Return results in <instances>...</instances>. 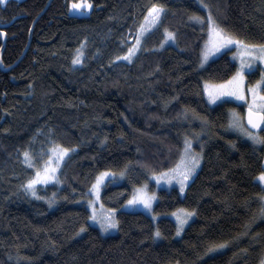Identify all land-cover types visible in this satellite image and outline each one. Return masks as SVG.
<instances>
[{
	"label": "trees",
	"instance_id": "16d2710c",
	"mask_svg": "<svg viewBox=\"0 0 264 264\" xmlns=\"http://www.w3.org/2000/svg\"><path fill=\"white\" fill-rule=\"evenodd\" d=\"M48 1L0 3V264H260L264 147L229 126L232 109L245 126L244 105L207 103L203 83L227 80L236 64L225 52L200 65L207 23L190 17L210 11L233 38L261 45L264 0H90L80 17L69 13L74 0ZM153 4L161 17L133 47ZM165 30L174 44L162 46ZM185 140L202 164L183 196L159 188L154 204L158 214L195 210L176 237L170 218L119 207L135 187L153 188L150 176L178 162ZM54 145L71 152L57 181L32 195L24 185ZM102 171L121 178L101 194L118 221L108 235L79 202Z\"/></svg>",
	"mask_w": 264,
	"mask_h": 264
},
{
	"label": "rangeland",
	"instance_id": "374dc122",
	"mask_svg": "<svg viewBox=\"0 0 264 264\" xmlns=\"http://www.w3.org/2000/svg\"><path fill=\"white\" fill-rule=\"evenodd\" d=\"M147 15H149L148 9L144 15V18L141 20L140 24L138 25V30H136V32L133 33L131 37H129V40L131 41L130 43H132V46H136L137 44L141 43L143 37L152 28H154L159 21L158 20L155 24H152L150 19L147 21L145 20V16H147ZM141 25H143L144 27L141 28ZM206 32H207V37H206V39L203 42L202 47H201L200 65L201 66L206 65L210 60L216 58L217 56H219L225 52L228 53L231 60H233L236 64L235 72L227 80L220 81V82H204L203 83V90H204V95H205L207 103L209 105H215V104L220 103L223 100H231L237 104H242L247 108H249V106L251 105L254 112H257V113L261 112L262 111L261 105H264V84L258 86L257 82L264 80V60L259 58L260 53H257L253 58H251V61H250L251 66L245 68L244 73H243L244 80H243L242 84L240 85V88L238 90V95H229L228 93L233 90V86L227 85L226 82L231 80L232 77L234 75H236L237 70L240 68L241 60L244 59L247 61L249 58L246 55H242V53H244L245 50L240 45H237L235 42H233L232 44H228L225 47L220 48L219 50L212 49V37L210 36L209 30H208V25L206 28ZM138 37H139V41L137 39ZM165 37H166V31H165ZM233 39H234V41L236 40V38H233ZM240 41H242V40H240ZM165 42H167V43H165ZM165 42L162 43V46H164L165 44H174V39H172V38L166 39L165 38ZM245 44L253 45V44H249V43H245ZM205 52H208V56L206 58L204 55ZM127 54H128V52L126 54L122 55L123 58H125ZM221 85H224V87L223 88L219 87ZM253 88L256 89L255 97H254L253 92H252ZM209 90H212L217 94L218 98L215 99V101H213V99H211L209 97ZM221 92H223L224 94L220 95ZM239 95H242L244 98L243 99L238 98ZM234 117L239 118L240 116L238 115V113L235 109H232L231 112L229 113V126L231 127L232 130L240 133L242 136H245L238 129L231 126V121ZM249 131H251V130H249ZM252 132L257 133L260 136H264V131H252ZM245 137L249 141L254 143L249 137H247V136H245ZM190 143H191V153L192 154H198L200 156V163L197 166L196 171L189 178V180L187 182H185L183 192L180 191L181 186L179 183V173L183 170L184 163H187V160H185L182 163L181 157H180L178 162L173 167H170L169 169L162 171L160 173L152 174L150 176L149 182L151 184H153V188L149 187V185L147 184L148 182L143 183L142 185L135 187L133 189V191L131 192L130 196L122 202L119 209L123 210V211H141V212L149 215L154 221H156L160 216L164 215V216H166V217H168L174 221V223L176 225L175 236L179 237L182 234L185 227L195 218V212L192 216L187 218V222L183 225L182 230L178 232L177 231V228H178L177 217L178 216L183 217L184 216V210H188L189 212H191L192 210H189L185 207L180 206V207H178V208H176V209H174L168 213L158 214L154 211V204L157 200V189H159V188H164V189L176 188L178 190L180 196H183L188 183L192 180V178L198 172V170L202 164V152H201V150L196 149L193 146V143L191 141H190ZM255 144H257V143H255ZM262 145L264 147V144H262ZM54 146L56 147V145H54ZM53 148L54 147H51L49 149V152L47 154H45L44 157L42 156L39 159L38 166H35L33 168L34 172H33L32 178L35 176L37 170H40L41 172H43V169H44V166L46 163L52 164L53 166H56L57 163L59 164V166L57 167V170H56V174H55L57 177L58 171H59L62 163L64 162V160L68 156V154L71 152V150L65 155V157L62 161L58 162L56 159V156L53 153ZM182 155H186V153H185V142H184V149H183L181 156ZM49 157H52V159L49 160ZM263 164H264V160H263ZM102 172H108L109 175L104 177L102 182L98 186V195H97V192L93 190L92 186H93V184L96 183L97 177L99 176V174L101 172L97 175L95 181L93 182L91 187L86 191L85 195L81 198V200L79 202L87 208V210L89 212V222L92 225L98 227L102 234L108 235V234L116 233L117 227L114 229H109L107 232H105V231L101 230L99 221L101 219H106L108 217H112L116 220V210L109 208L108 206H106L102 202L101 194H102L103 187L105 186V184L107 182H110L112 184H118L121 182V178L112 171H102ZM162 174H163V178H162ZM172 175L176 176V179H173V180H171V182H169V179L167 177L172 176ZM259 177H260V175L257 176L256 180L264 188V181H261ZM56 181H57V179H50L46 183L41 181L35 185V189L37 186H40V185L43 186L46 184L55 183ZM140 190L146 192L150 196H154V199H152V201H151V209L145 208L142 204L128 205V201L131 200L134 195H138ZM29 192L32 194L31 191H29ZM263 198H264V194H263ZM89 201H94V206L90 205ZM263 201H264V199H263ZM93 215L97 216V220L93 221L91 219V216H93ZM260 264H264V259Z\"/></svg>",
	"mask_w": 264,
	"mask_h": 264
},
{
	"label": "snow or ice",
	"instance_id": "6c2138e0",
	"mask_svg": "<svg viewBox=\"0 0 264 264\" xmlns=\"http://www.w3.org/2000/svg\"><path fill=\"white\" fill-rule=\"evenodd\" d=\"M0 3H6V0H0ZM93 5L91 4L90 0H80V2H72L70 5V11L71 10H82L85 8L90 9ZM205 7H208L207 5H205ZM163 11V6L162 5H157V4H153L150 8H148V14L147 16H145V20H151L152 24H155L159 18L161 17ZM190 19L195 20L197 22H200L202 25L204 23H207L208 25V30L210 33V36L212 37V49L214 50H219L220 48L225 47L228 44H232L233 42H235L237 45H240L245 51L244 53H242V55H246L249 59L246 61L244 59L241 60V64H240V68L237 70L236 75H234L232 77L231 80L227 81L226 84L233 86V90L230 91L228 94L229 95H238V90L240 88V85L242 84L243 80H244V70L246 67H250L251 66V58H253L257 53H260L259 58L264 60V44L261 45H248L245 44L243 41H240L238 39H236L234 41L233 37L227 33V30L225 28H223L218 22L217 20L213 17L212 13L209 11V14L206 18L204 17H200V16H192L190 17ZM144 26L141 25V28H143ZM166 31V39L168 38H175V34L173 32L170 31ZM139 41V37L137 38ZM136 47V46H133ZM132 55H134V51L133 48H129L128 49V54L126 55V59H131ZM205 58L208 56V52H205ZM82 56L81 52H77V57ZM120 57H117V59H119ZM80 59L76 58L73 60V63H80ZM264 84V80L262 81H258L257 85L260 86ZM221 88L224 87V85L219 86ZM255 91L256 89L253 88L252 92L253 95L255 97ZM224 93L221 92L220 95H223ZM209 97L211 99H213V101H215V99L218 98L217 94L212 91L209 90ZM238 98L243 99L244 97L242 95H239ZM261 109L262 111L257 113V112H253L252 106H249V112H248V123L252 125L253 128H259L261 122H264V105H261ZM231 126L238 129L240 132H242L245 136L249 137L254 143L257 144H264V136H260L257 133H254L252 131H249L242 123V121L239 118H233L231 121ZM70 151V149L68 148H62L61 146H56L53 148V153L56 156L57 161H62L65 157V155ZM185 153L186 155H182L181 156V162L183 163L185 160H187V163H184L183 166V170L179 173V183H180V191L183 192L184 191V186H185V182H187L189 180V178L192 176V174L196 171L197 166L200 163V156L198 154H192L191 153V143L188 140H185ZM24 157H25V163H32L33 162V158L30 156L28 151L24 152ZM52 157H49V160H51ZM59 166V164L57 163L56 166H53L52 164L46 163L43 169V172H41L40 170L36 171V174L33 178L28 179L26 182V185H24V187L26 188V190H29L32 192L33 195H36V189H35V185L41 181L43 182H47L50 179H57L56 177V170L57 167ZM109 173L108 172H101L99 174V176L97 177L96 183L93 184V190L97 192L98 195V186L100 185V183L102 182L103 178L108 176ZM162 178H163V174H162ZM169 179V182H171V180L176 179V176L172 175V176H168L167 177ZM260 180L264 181V172L260 173ZM152 199H154V196H150L148 195L146 192L140 190L138 195H134L133 198L131 200L128 201V205H137V204H142L145 208L151 209V201ZM264 199V198H262ZM51 203V201H50ZM90 205L94 206V201H89ZM195 210H192L191 212H189L188 210H184V216H178L177 220H178V228L177 231H181L183 225L187 222V218L192 216L194 214ZM91 219L93 221L97 220V216L93 215L91 216ZM100 223V228L101 230L107 232L109 229H114L118 226V221H116L114 218L112 217H108L106 219H101L99 221ZM84 229L81 228L80 231H83ZM161 235L160 231L157 229L155 232V236L159 237ZM225 247L224 244L221 245H215L212 248L208 249V252H213L219 248H223Z\"/></svg>",
	"mask_w": 264,
	"mask_h": 264
},
{
	"label": "water",
	"instance_id": "95a60500",
	"mask_svg": "<svg viewBox=\"0 0 264 264\" xmlns=\"http://www.w3.org/2000/svg\"><path fill=\"white\" fill-rule=\"evenodd\" d=\"M51 0H49L48 1V3H47V5L49 4V2H50ZM90 13V9H88V8H85V9H82V10H71L70 11V15H72V16H75V17H80V16H85V15H87V14H89ZM32 27H33V23H32V25H31V30H30V36H31V32H32ZM0 36H1V38H2V46H1V48H0V60H1V52H2V49H3V47H4V44H5V41H6V36H5V34L3 33V32H0ZM29 40H30V37H29ZM29 45V42H28V44H27V46ZM26 50V49H25ZM25 52V51H24ZM22 57V56H21ZM20 57V58H21ZM16 64V63H15ZM15 64H13V65H15ZM12 65V66H13ZM10 68V67H9ZM9 68H7V69H5V70H9ZM248 112H249V108H247L246 110H245V112H244V123H245V125L247 126V128L248 129H250V130H252V131H259L261 128H262V124H263V122H261V124H260V127L259 128H253L252 127V125L251 124H249L248 123ZM254 112V111H253Z\"/></svg>",
	"mask_w": 264,
	"mask_h": 264
}]
</instances>
